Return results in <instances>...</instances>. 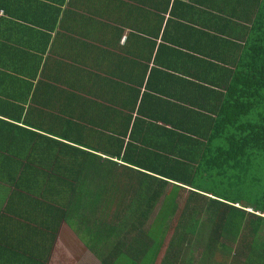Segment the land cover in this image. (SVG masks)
Wrapping results in <instances>:
<instances>
[{"label":"trees","instance_id":"trees-1","mask_svg":"<svg viewBox=\"0 0 264 264\" xmlns=\"http://www.w3.org/2000/svg\"><path fill=\"white\" fill-rule=\"evenodd\" d=\"M47 1L52 5L43 10L37 0H0L9 18L52 13L30 51L14 45L27 33L14 34L0 19L6 70L17 75L14 58L40 62L37 53L65 2ZM189 1L147 2V15L157 11L162 19L160 12L171 9L170 17L146 80L134 77L135 88L124 93L114 94L113 56L103 49L106 68L79 82L88 98L72 93L69 104L55 87L63 84L58 61L34 91L30 81L19 87L16 75L0 72V87L10 86L0 89V184L8 187V202L23 200L28 211L56 219L52 244L62 219L83 233L99 264H154L178 212L161 264L191 263L187 249L198 242L199 262L207 264L225 253L223 239L239 244L224 264H264V0ZM186 12H204L210 32L187 29L196 34L195 46L187 44L196 55L177 53L175 64L155 65L176 40L167 34L173 24L189 28L174 20ZM54 48L55 37L48 51ZM45 90L46 97L37 95Z\"/></svg>","mask_w":264,"mask_h":264},{"label":"crops","instance_id":"crops-1","mask_svg":"<svg viewBox=\"0 0 264 264\" xmlns=\"http://www.w3.org/2000/svg\"><path fill=\"white\" fill-rule=\"evenodd\" d=\"M181 1L193 5L189 0ZM37 2L43 10L52 5L47 0H37ZM147 2H154V0H65L61 6L63 12L61 17L57 19L56 27L51 31L48 44L43 41L44 50L37 53L41 57L40 62L39 58H37L38 61L35 59L29 65L21 64L17 58H14L13 65L17 67L16 75L13 70L8 71L1 66V63L9 62L7 56H5L3 61L0 62V72L16 75L20 79L17 83L19 87L26 86L27 88L25 81H30L33 84L31 90L34 91L38 84L37 81L46 80L42 76L43 73H55V71H52L53 65L55 61H58L61 63V69L63 70V84H56L55 87L63 89V104H69L72 100L70 95L72 93L74 95L80 93L79 95L88 98L87 95L81 93L79 82L82 77H86L88 72L97 73L98 68L102 70L106 68L108 65L106 58L100 55V49H103L106 50L105 52H110L113 56L111 68L114 72V75H112L114 80L112 81L117 83L116 86L113 84L115 87L114 94L116 89H120L124 93L129 86L135 88L134 77L137 78L142 75L146 80V76L155 63L157 44L163 40L161 36L164 33V25H166L171 13V9L167 13L160 12L159 15L163 16L162 19L154 16L153 13L157 11L147 15ZM12 6L15 8L16 4ZM206 9V6L203 7L204 12L209 11ZM141 10H143V13H141ZM204 12L196 18L195 15L193 16L191 13L186 12L181 14L182 17L174 19L189 25V28H181L179 24H173L174 27H171L167 34H171V37L176 40L172 39L173 41L168 43L170 45L168 52L160 50V53L163 52L160 57H164V59L161 61L158 58L159 63L155 65L160 63L175 64L174 56L177 53H192L188 49L187 44H195L196 34H187V29H192L193 32H210V29L206 26L209 21L202 19L206 16L203 15ZM41 15L42 13L39 16L38 14H30L26 19L10 15L12 18H9L4 9L0 11V19L10 25L11 30L9 31L14 34L18 31L27 33L21 43L14 45L21 49L26 48L28 51H30V45L33 42L35 46L38 45L37 38L34 40V34L40 28V24H47L45 27H49L52 24V13H48L45 16ZM24 27H30V29H23ZM44 32L50 31L44 30ZM57 33H59L58 36ZM54 37V49L56 51L50 52L48 50ZM25 41L26 45L24 46L22 43ZM151 41H155V46L152 49H150ZM198 44L202 48L209 46L203 39H198ZM192 54L196 55V53ZM148 57L150 58L148 59ZM145 64L148 65L147 72H143L142 69ZM171 73L173 74L174 72L172 71ZM176 75L181 76V74ZM3 82L5 81H1L0 84ZM7 87L10 86L4 84L0 89ZM22 90L24 89L22 88ZM110 91L113 93L112 85H110ZM30 95L25 104L31 100ZM37 95L46 97L47 90L43 94L38 93ZM98 101L100 102V100ZM7 188V186L0 184V264H54L56 248L57 246L62 247V225L66 221L61 219L59 222L52 244V229L55 226L56 219L40 217L38 216L39 212L28 211L29 203L23 200L20 205L15 200L8 202ZM20 210L22 215L20 212H13ZM74 231H76V235L82 242L85 253L89 252L91 257L96 260V264H99V261L91 251V244L88 241L85 242L83 233L78 231L76 226H74ZM156 260L155 262L157 263ZM183 263L194 264L192 261L191 263L189 261H184Z\"/></svg>","mask_w":264,"mask_h":264},{"label":"rangeland","instance_id":"rangeland-1","mask_svg":"<svg viewBox=\"0 0 264 264\" xmlns=\"http://www.w3.org/2000/svg\"><path fill=\"white\" fill-rule=\"evenodd\" d=\"M185 198L186 194H184V199ZM178 218L179 214L177 212L173 215V218L168 225L169 228H167V232L166 234H164L163 247L159 250L156 260L157 263L155 262V264H160L161 259L163 258L164 254H166L169 241L172 238L175 231V226L179 221ZM61 237L62 247L57 246L56 248L54 264H96V260L91 257L89 252L85 253L84 246L76 235V231H74V223L66 222L64 223V225H62ZM222 242L224 246L220 245V247L225 251V253H216L215 257H213L214 260L208 261L207 264H224L225 261L228 263L230 262L231 257H226V253L229 252L231 256L234 255L239 247V244L231 241L229 243H224V239ZM203 248V242H198L197 244L193 243L188 247V257L192 259V262H194V264H202L199 262V260L201 259Z\"/></svg>","mask_w":264,"mask_h":264}]
</instances>
